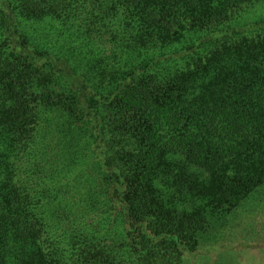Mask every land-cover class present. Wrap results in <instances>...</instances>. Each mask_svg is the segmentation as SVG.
<instances>
[{"label": "trees", "instance_id": "trees-1", "mask_svg": "<svg viewBox=\"0 0 264 264\" xmlns=\"http://www.w3.org/2000/svg\"><path fill=\"white\" fill-rule=\"evenodd\" d=\"M262 6L0 0V264L194 257L264 186Z\"/></svg>", "mask_w": 264, "mask_h": 264}, {"label": "rangeland", "instance_id": "rangeland-1", "mask_svg": "<svg viewBox=\"0 0 264 264\" xmlns=\"http://www.w3.org/2000/svg\"><path fill=\"white\" fill-rule=\"evenodd\" d=\"M260 16H264V6L257 8L250 17L257 19ZM32 30L37 34V28L32 27ZM92 48L87 52L89 59L95 58L98 50ZM91 169L98 172L97 167L86 164L87 174H92ZM169 180L159 173L155 181L161 198L168 206L188 211L211 210L209 200L189 198L176 192ZM186 264H264V186L253 192L237 212L219 218L204 234L197 254L187 258Z\"/></svg>", "mask_w": 264, "mask_h": 264}]
</instances>
